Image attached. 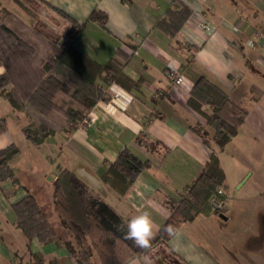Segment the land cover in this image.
Wrapping results in <instances>:
<instances>
[{
	"label": "crops",
	"instance_id": "0c3cea01",
	"mask_svg": "<svg viewBox=\"0 0 264 264\" xmlns=\"http://www.w3.org/2000/svg\"><path fill=\"white\" fill-rule=\"evenodd\" d=\"M36 2L43 10L67 15L69 20L59 14L67 26L71 20L83 23L75 45L101 65L116 61L135 84L99 80L105 97L95 102L85 118L40 144L24 136L25 114L0 97L7 102L0 110L6 118L0 149L11 143L19 148L8 164L20 183L0 180V264H30L32 253L41 254L46 264L52 259L76 264L64 247L43 244L36 237L28 240L16 225L12 208L29 191L58 227L52 183L61 169L72 171L93 195L127 220L150 213L155 236L169 213L167 200L177 199L193 183L212 152L223 173L225 155L235 159V184L238 189L246 186L245 192L228 194L224 177L218 185L223 189V210L198 213L182 222L162 248L176 258L174 264H264V173H259L258 180L256 175L252 178L254 161L264 168V0ZM0 6L27 24L29 10L20 0H0ZM93 9L105 15L104 22L88 18ZM203 21L212 25V31L202 30ZM254 33L258 38L251 47L246 39ZM169 63L180 67L181 83L169 80ZM200 76L227 94L230 106L224 115H230L231 106L245 110L236 134L222 148L214 143V128L206 120L212 106L202 102L199 111L188 102ZM115 90L119 95L111 99ZM196 124L208 133L207 143L192 128ZM124 147L150 165L120 194L103 180V174ZM201 215L220 228L210 230V243L200 240L203 229L196 235L199 241L191 233V224ZM160 245L155 243L151 250ZM147 254L124 264H153Z\"/></svg>",
	"mask_w": 264,
	"mask_h": 264
},
{
	"label": "trees",
	"instance_id": "16d2710c",
	"mask_svg": "<svg viewBox=\"0 0 264 264\" xmlns=\"http://www.w3.org/2000/svg\"><path fill=\"white\" fill-rule=\"evenodd\" d=\"M0 11L3 13L0 19V65L5 70L0 75V94L4 91L3 96L10 106L25 114L27 123L21 130L31 143L40 144L57 130L85 118L95 102L105 97L99 80L116 81L126 86L135 84L121 72L116 61L101 65L75 45L74 38L83 23L71 20L68 39L58 43L35 29L30 36L28 31L31 29L23 20L4 7L0 6ZM56 11L69 20L67 15ZM88 18L104 22L105 15L93 9ZM191 92L188 99L191 106L199 111L202 102L212 106V113L206 115V120L214 128V143L222 148L236 134L245 110L231 106L230 115H224L230 106L227 94L204 76L195 81ZM192 128L207 143L203 128L199 124ZM5 130L6 118L0 116V133ZM18 152L19 148L13 143L0 149V180L9 178L17 186L20 183L8 162ZM149 165L148 160H141L124 147L109 163L103 180L122 194ZM223 179L217 155L212 152L193 183L177 199L167 200L169 213L146 249L124 238L128 220L93 195L86 184L66 168L58 172L52 183L53 209L59 218L60 231L29 191L13 203L12 208L16 225L28 240L36 237L43 244L55 243L64 247L76 264H90L94 254L99 264H124L134 256L148 253L155 243L165 244L170 238L164 231L167 225L177 229L198 213L218 212L211 208L209 200ZM219 196L223 199L222 194ZM122 224L125 225L123 230L119 227ZM30 264L46 263L41 254L32 253ZM47 264L58 262L52 259Z\"/></svg>",
	"mask_w": 264,
	"mask_h": 264
},
{
	"label": "rangeland",
	"instance_id": "374dc122",
	"mask_svg": "<svg viewBox=\"0 0 264 264\" xmlns=\"http://www.w3.org/2000/svg\"><path fill=\"white\" fill-rule=\"evenodd\" d=\"M21 3H24L28 7V13L30 14L28 17L27 24L29 26L28 34L30 36H33L32 29L40 31L41 34H44L48 39L57 41L58 43L64 42L68 39L69 31L68 28L69 26L66 25L65 21L62 19V17L57 13L53 12L52 10H43L42 8L38 7V2L36 0H20ZM15 7V6H14ZM3 18V13L0 11V19ZM26 31V30H25ZM10 88V87H8ZM4 91L1 92L0 97L3 96ZM7 105V102H5L3 99L1 100L0 98V110L3 111V107ZM6 107V106H5ZM60 116L56 114V118H59ZM11 123V120H10ZM203 128V127H202ZM203 131H205V137L208 136V133L206 130L203 128ZM213 132V129L211 130ZM208 139H211V137H208ZM217 146V145H216ZM218 147V146H217ZM219 148V147H218ZM225 160L224 163L226 164L224 166V177H225V185L227 189L228 194H238V193H244L245 192V187L244 188H237V184H235V179H236V174L234 172L233 166L236 163L235 159L232 158L230 155H225ZM254 173L252 178L256 175L257 180L259 179V173H264V168H260V162L259 161H254ZM258 163V164H257ZM226 174V176H225ZM251 178V179H252ZM229 200V199H228ZM227 206V204H226ZM203 229V238L200 239L204 243H210V230L212 231H218L220 228L216 226L215 222L211 220L209 217L207 219V215H201L197 220H195L191 224V233L195 240L199 239L197 238L198 236L197 233ZM218 234L219 232H215ZM62 236H67L63 235ZM213 238V237H212ZM216 246L218 248H222L219 245V242L216 243ZM162 244L159 246L158 249H152L148 252L147 257L150 258L151 262L153 264H174V259L171 255H169L166 250L162 248ZM218 252V250H216ZM222 251L220 250V253ZM90 264H99V260L97 256L94 254L93 257L90 260Z\"/></svg>",
	"mask_w": 264,
	"mask_h": 264
},
{
	"label": "clouds",
	"instance_id": "9594fccd",
	"mask_svg": "<svg viewBox=\"0 0 264 264\" xmlns=\"http://www.w3.org/2000/svg\"><path fill=\"white\" fill-rule=\"evenodd\" d=\"M4 69L0 67V75H3ZM121 230L124 229L125 225L119 226ZM154 222L151 218L150 213L142 212L138 215L133 216L126 222V231L124 232V238L132 240L137 247L149 248L150 241L154 237ZM170 236L173 235L177 230L172 225H167L164 228Z\"/></svg>",
	"mask_w": 264,
	"mask_h": 264
},
{
	"label": "built area",
	"instance_id": "2783aa9c",
	"mask_svg": "<svg viewBox=\"0 0 264 264\" xmlns=\"http://www.w3.org/2000/svg\"><path fill=\"white\" fill-rule=\"evenodd\" d=\"M200 26H201L202 30L207 32V33L212 31V29H213L212 25L208 21H203ZM257 38H258V33H254L246 39V43L249 46L254 47V45L256 44ZM167 75H168L169 80L174 84H179L183 80V75H182V72L180 70V67L174 63H169L167 65ZM118 95H119V90L112 91L110 93V98L114 99V98L118 97ZM222 193H223L222 187L217 186L215 194L209 200L211 208L216 210V211H222L223 210L224 202H223V199L219 196Z\"/></svg>",
	"mask_w": 264,
	"mask_h": 264
},
{
	"label": "water",
	"instance_id": "95a60500",
	"mask_svg": "<svg viewBox=\"0 0 264 264\" xmlns=\"http://www.w3.org/2000/svg\"><path fill=\"white\" fill-rule=\"evenodd\" d=\"M220 217H223L222 214H220Z\"/></svg>",
	"mask_w": 264,
	"mask_h": 264
}]
</instances>
